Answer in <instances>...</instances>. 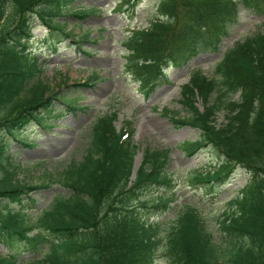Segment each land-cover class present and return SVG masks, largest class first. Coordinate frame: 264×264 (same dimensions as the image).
<instances>
[{"label": "trees", "instance_id": "16d2710c", "mask_svg": "<svg viewBox=\"0 0 264 264\" xmlns=\"http://www.w3.org/2000/svg\"><path fill=\"white\" fill-rule=\"evenodd\" d=\"M70 1L0 0V242L16 247L0 255V264H154L160 248L168 264H264V21L225 52L215 78L201 69L191 72L179 100L185 115L164 110L176 127L198 130L197 139L179 145L182 151L193 156L208 148L219 158L214 169L191 175L192 186L224 184L239 168L249 174L214 232L190 204L170 221L142 214L140 207L163 213L176 201L173 192L152 204L142 199L146 191L175 186L168 171L171 150L144 148L135 170L133 121L118 130L117 112L96 120L82 159L51 173L50 182L21 176L26 165L10 151L11 142L32 147L27 129L34 122L46 125L54 100L72 111L81 107L78 96L60 95L44 78L43 64L30 50L36 20L51 31L54 52L64 38L77 36L62 20ZM140 1L122 0L119 8ZM242 8L264 15V0H160L149 26L130 29L122 42L125 73L149 94L168 80L169 67L218 50ZM93 12L81 8L74 16ZM84 40L88 33L75 41L79 49ZM97 76L76 85H93ZM52 183L67 192L40 208L32 194ZM22 251L31 258L21 261Z\"/></svg>", "mask_w": 264, "mask_h": 264}, {"label": "rangeland", "instance_id": "374dc122", "mask_svg": "<svg viewBox=\"0 0 264 264\" xmlns=\"http://www.w3.org/2000/svg\"><path fill=\"white\" fill-rule=\"evenodd\" d=\"M122 0H72L67 3L65 17L67 28L73 29L75 38H64L57 43L56 52L50 48L51 31L41 21L33 26L31 42L32 52L44 67V78L58 87L60 95L78 96L77 110H69L61 100H54L52 110L46 112V125L34 122L27 130L34 145L26 146L12 141L10 151L16 160L23 163L25 176L35 182H50L51 173L61 170L72 160H81L90 141L91 129L96 120L107 113L117 112L116 128L120 130L128 120L133 121V144L139 146L135 158L137 170L146 147L170 148L168 171L173 175L175 186L165 190L155 188L142 195L143 200L152 204L161 193H175L176 201L166 212L154 213L151 209L140 207L143 215H149L153 221L172 220L183 204L198 208L209 228L218 230V220L228 206V202L239 194L249 174L242 168L224 184L212 187L190 184L191 175L206 173L218 164V156L206 148L193 156H188L179 148L187 140H195L198 130L189 126L176 127L164 110L185 115L181 103V86L189 80L193 70L201 69L209 78H215V68L225 52L237 41L255 34L261 29L264 15L242 8L237 23L232 25L220 47L216 51H206L193 57L185 66L169 67L167 81L159 84L149 94H145L139 82L124 71L125 54L123 40L130 29L149 26L158 15L160 0H141L135 6L124 4ZM81 8H95L86 18L74 16ZM88 33L79 49L75 42L80 35ZM98 76L93 85H80L93 74ZM238 94L235 98H238ZM224 115L220 114L221 123ZM207 187V188H206ZM67 188L59 183L42 193L32 196L37 198V206L45 207L55 194H65ZM140 205L138 201L135 202ZM151 211V212H149ZM16 247L0 242V255L15 252ZM21 261L31 258L26 252L20 253ZM154 264H168L165 250L160 248Z\"/></svg>", "mask_w": 264, "mask_h": 264}]
</instances>
